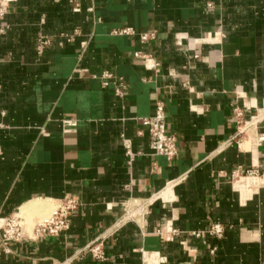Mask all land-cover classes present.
<instances>
[{
  "label": "crops",
  "instance_id": "crops-1",
  "mask_svg": "<svg viewBox=\"0 0 264 264\" xmlns=\"http://www.w3.org/2000/svg\"><path fill=\"white\" fill-rule=\"evenodd\" d=\"M2 25L0 224L25 228L0 264H264V0H19ZM103 71L123 97L93 78ZM158 102L178 140L171 162L142 126ZM239 168L263 176L234 180ZM67 199L79 203L69 231L36 238ZM136 203L144 214L124 221ZM216 223L222 240L189 236ZM170 226L182 237L165 242ZM99 238L104 262L81 254Z\"/></svg>",
  "mask_w": 264,
  "mask_h": 264
},
{
  "label": "built area",
  "instance_id": "built-area-1",
  "mask_svg": "<svg viewBox=\"0 0 264 264\" xmlns=\"http://www.w3.org/2000/svg\"><path fill=\"white\" fill-rule=\"evenodd\" d=\"M19 0H0V36L6 33V28L2 25L4 19L9 15L10 9ZM73 1V0H72ZM120 35H135V31L132 28H125L116 31ZM140 40L142 43H147L156 39V33H141ZM51 40L47 37H40L38 45V54L43 55L45 50L51 46ZM135 59L141 62V64L148 70H153L159 73L161 70L160 63L154 58L153 55L145 53L143 51H137L134 53ZM94 79H99L103 88L114 87L118 96L123 97L126 94V86L124 82L120 81L115 74L110 71H103L100 75H94ZM236 116L238 123L241 125L244 122L243 114L236 109ZM142 126L147 130L151 140V149L157 156H162L168 161H173L179 155L178 140L175 136L168 134L167 122H166V108L163 102H158L156 106V112L153 117L145 118L142 120ZM128 153L131 155L130 147L127 146ZM1 154V152H0ZM261 173L257 170L242 171L241 168L237 169L233 173L234 180H240L242 178H258L262 177ZM79 207V203L74 199H67L59 202L52 213L40 220L34 229L36 238L40 237H60L70 229V216ZM146 205L143 203H136L133 207L126 208L124 221H135L139 216L144 214ZM25 224L23 219L18 216L9 217L3 219L0 224V255L8 251V246L13 242H18L24 235ZM226 228L219 224H213L206 231L193 232L189 236L196 239H204L211 237L216 240H222L225 236ZM157 234L165 242H173L177 238L182 237V233L174 227H167L164 230H158ZM186 242L181 241V245L185 246ZM215 250V249H214ZM81 254H90L91 257L100 262L108 260L107 253L105 251L104 239L99 238L93 241L91 244L82 249ZM165 261L159 260L158 263L162 264ZM144 264H149L145 257Z\"/></svg>",
  "mask_w": 264,
  "mask_h": 264
},
{
  "label": "bare ground",
  "instance_id": "bare-ground-1",
  "mask_svg": "<svg viewBox=\"0 0 264 264\" xmlns=\"http://www.w3.org/2000/svg\"><path fill=\"white\" fill-rule=\"evenodd\" d=\"M147 257V256H146ZM153 263V262H152Z\"/></svg>",
  "mask_w": 264,
  "mask_h": 264
}]
</instances>
